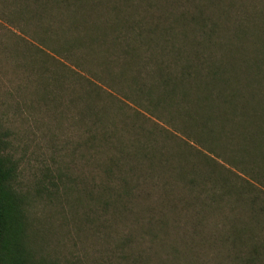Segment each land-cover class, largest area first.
<instances>
[{
    "label": "rangeland",
    "instance_id": "obj_1",
    "mask_svg": "<svg viewBox=\"0 0 264 264\" xmlns=\"http://www.w3.org/2000/svg\"><path fill=\"white\" fill-rule=\"evenodd\" d=\"M246 1L262 14L264 0ZM54 4L0 0V137L24 212V263L264 264V188L230 178V194L213 198L208 181L169 180L180 162L168 167L166 149H184L167 134L184 137L112 95L97 56L75 66L61 48L78 33ZM190 159L193 173L206 170Z\"/></svg>",
    "mask_w": 264,
    "mask_h": 264
},
{
    "label": "trees",
    "instance_id": "obj_2",
    "mask_svg": "<svg viewBox=\"0 0 264 264\" xmlns=\"http://www.w3.org/2000/svg\"><path fill=\"white\" fill-rule=\"evenodd\" d=\"M29 1L35 12L55 3L70 14L78 34L61 49L75 66L82 69L80 54L97 56L103 69L96 78L112 95L184 137L167 134L184 149H166L168 167V157L180 162L178 169L168 168L169 180L181 176L192 187L195 178L208 181L216 188L203 193L213 198L230 194V178L245 189L264 188V10L253 16L246 0H168L164 7L149 0ZM144 4L150 10L137 16ZM190 157L206 170L193 173ZM14 174L0 137V264H25ZM258 255L256 246L245 258L255 263Z\"/></svg>",
    "mask_w": 264,
    "mask_h": 264
}]
</instances>
